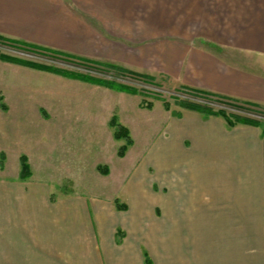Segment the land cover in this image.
I'll return each mask as SVG.
<instances>
[{
    "label": "crops",
    "instance_id": "0c3cea01",
    "mask_svg": "<svg viewBox=\"0 0 264 264\" xmlns=\"http://www.w3.org/2000/svg\"><path fill=\"white\" fill-rule=\"evenodd\" d=\"M0 35L264 108V0H0ZM196 114L167 125L197 158L169 165L162 197L131 183L132 209L0 184V264H145L159 197L163 264H264V135Z\"/></svg>",
    "mask_w": 264,
    "mask_h": 264
},
{
    "label": "rangeland",
    "instance_id": "374dc122",
    "mask_svg": "<svg viewBox=\"0 0 264 264\" xmlns=\"http://www.w3.org/2000/svg\"><path fill=\"white\" fill-rule=\"evenodd\" d=\"M107 63L51 50H26L0 41V184H44L50 189L51 201L79 195L88 203L92 217L93 200L109 202L114 208L131 203L132 209L135 201L127 198L131 183L145 187L150 180L151 189L162 197L161 185L169 165L197 158L195 149L180 147L184 143L180 133L173 136L167 124L173 119H185L187 114L197 113L203 121L213 115L205 117L182 106V102L202 104L264 124L262 106L198 97L157 76L114 70ZM30 64L83 75L94 82L77 83L76 78L35 69ZM99 80L113 83L114 87L96 83ZM119 86L125 90H119ZM113 115L132 139L121 156L118 151L125 141L113 138V128L108 124ZM256 127L261 131L264 128ZM21 155L27 157L29 164L30 176L24 180L19 177ZM160 197L155 200L153 220L147 219L156 224L155 230L140 231L153 264H163ZM11 201L1 197L0 206ZM3 217L8 216L2 211L0 221H4ZM19 217L18 213L13 214L15 221Z\"/></svg>",
    "mask_w": 264,
    "mask_h": 264
},
{
    "label": "trees",
    "instance_id": "16d2710c",
    "mask_svg": "<svg viewBox=\"0 0 264 264\" xmlns=\"http://www.w3.org/2000/svg\"><path fill=\"white\" fill-rule=\"evenodd\" d=\"M0 41H6V42H11L13 44H17L19 46H23L25 47L26 50H43L44 52L50 51L51 49L48 48H44V47H40V46H35L33 44H29V43H25L23 41L20 40H15V39H11V38H7L5 36L0 35ZM53 51V50H51ZM16 62L19 63H23V64H27L26 62L22 61V60H16ZM106 65H108V67L113 68L114 70H119V71H126L130 74H138L134 71L131 70H127L123 67H119L116 64L113 63H107ZM29 66L35 68V69H43V70H47V71H51L54 73H60L63 75H67L69 77H73V78H78V79H82L85 81H89V82H94L91 78L83 76V75H71L68 73H64V72H59V70H56L54 68H49V67H45V66H39V65H34V64H30ZM98 84L101 85H106V86H110V87H114L113 83L110 82H103L101 80H99L98 82H96ZM182 89L188 91L189 93L193 94V95H197L198 97H203V98H216V99H220V100H226L229 102H233V103H247V104H251L248 102H241L238 100H234L232 98H229L227 96H222V95H217V94H212L210 92H206L204 90L201 89H195V88H189V87H181ZM119 90H125V87L123 86H119L118 87ZM182 106L187 107L189 109L195 110L199 113H201L203 116L207 117V116H219L221 118H223V120L225 121L226 125L228 127H233L236 126V124H243V125H251V126H264V124H262L261 122H259L258 120H253L251 118L248 117H242V116H238L235 114H227L224 110H213L210 107H207L205 105L202 104H196V103H192V102H182L181 103ZM254 105V104H252ZM257 106V105H256ZM167 108V107H166ZM109 126L113 128V138H115L116 140H121L123 139L125 142L124 144L119 148L118 154L121 156L123 155L124 151L128 148V146H130L132 144V139L129 136V131L128 129L121 125L119 122H117L115 115H113L111 117V119L108 122ZM262 134H264V128L262 130ZM19 162H20V174L19 177L20 179L24 180L26 178H28L30 176L29 173V164L27 162V157L25 155H21L19 158ZM106 171V170H105ZM116 203V200H115ZM116 208L118 209H126V205L124 204H118L116 205ZM145 264H153L150 260V258L148 256H145Z\"/></svg>",
    "mask_w": 264,
    "mask_h": 264
}]
</instances>
